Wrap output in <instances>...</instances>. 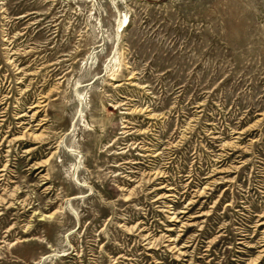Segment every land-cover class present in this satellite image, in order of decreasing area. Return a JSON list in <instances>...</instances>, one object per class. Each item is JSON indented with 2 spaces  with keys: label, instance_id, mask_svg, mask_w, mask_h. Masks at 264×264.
<instances>
[{
  "label": "rangeland",
  "instance_id": "374dc122",
  "mask_svg": "<svg viewBox=\"0 0 264 264\" xmlns=\"http://www.w3.org/2000/svg\"><path fill=\"white\" fill-rule=\"evenodd\" d=\"M0 264H264V0H0Z\"/></svg>",
  "mask_w": 264,
  "mask_h": 264
},
{
  "label": "bare ground",
  "instance_id": "6f19581e",
  "mask_svg": "<svg viewBox=\"0 0 264 264\" xmlns=\"http://www.w3.org/2000/svg\"><path fill=\"white\" fill-rule=\"evenodd\" d=\"M39 104H40V102H39Z\"/></svg>",
  "mask_w": 264,
  "mask_h": 264
}]
</instances>
